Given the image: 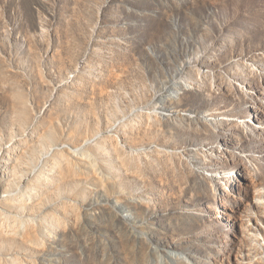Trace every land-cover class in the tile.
I'll list each match as a JSON object with an SVG mask.
<instances>
[{
  "label": "rangeland",
  "instance_id": "1",
  "mask_svg": "<svg viewBox=\"0 0 264 264\" xmlns=\"http://www.w3.org/2000/svg\"><path fill=\"white\" fill-rule=\"evenodd\" d=\"M0 264H264V0H0Z\"/></svg>",
  "mask_w": 264,
  "mask_h": 264
}]
</instances>
